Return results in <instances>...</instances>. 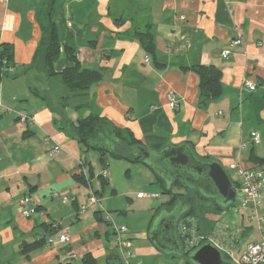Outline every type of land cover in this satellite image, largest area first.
<instances>
[{
  "label": "crops",
  "instance_id": "obj_1",
  "mask_svg": "<svg viewBox=\"0 0 264 264\" xmlns=\"http://www.w3.org/2000/svg\"><path fill=\"white\" fill-rule=\"evenodd\" d=\"M49 6L60 43L54 74L45 63ZM142 32L149 33L146 44ZM237 36L240 44L232 45ZM0 44L13 51V72L0 78V264H65L68 250L81 264H124L115 225L127 226L121 236L131 239V264H189L148 234L156 211L146 205L145 214H133V197H150H137L143 191L132 186L116 187V169H104L98 151L81 147L71 123L95 114L123 135L129 130L148 150L186 144L198 159L218 161L237 186L238 166H259L254 158L264 157V0H0ZM224 48L230 49L226 57ZM70 54L101 80L63 105L60 72L74 64ZM198 64L221 72V93L204 102L192 69ZM244 79L255 87H245ZM169 92L179 100L175 109L167 103ZM20 114L27 115L24 123ZM254 131L258 144L251 141ZM112 137L104 138L114 146ZM56 144L60 149L51 152ZM145 166L149 183L159 185L158 174ZM104 172L107 183L99 177ZM93 191L98 203L81 212ZM23 195L28 200L20 205ZM165 206L168 212L171 206ZM24 209L33 211L25 217ZM243 217L226 211L216 216L238 228V252L259 239L255 226L253 236L241 225ZM58 232H66L69 242L21 252L24 243L49 234L56 239ZM178 255L183 260L170 259Z\"/></svg>",
  "mask_w": 264,
  "mask_h": 264
},
{
  "label": "trees",
  "instance_id": "obj_2",
  "mask_svg": "<svg viewBox=\"0 0 264 264\" xmlns=\"http://www.w3.org/2000/svg\"><path fill=\"white\" fill-rule=\"evenodd\" d=\"M49 10L50 6L46 9V17L49 22H47L48 33L44 39L46 45L45 63L51 74H54L52 65L60 51V43L56 34L55 25L49 17ZM139 34L141 35L143 43L146 44V38L149 33L142 32ZM149 45L146 47L147 49H149ZM12 52V47L10 45L0 44V78L11 74L7 70H5V68L8 66L12 67ZM69 59L71 61H74V64L66 67L60 72L62 82L68 90V93L63 96V105L69 104L68 99L71 95L78 96L80 94H84L87 92L91 84L97 83L101 80V74L98 71L81 67L75 61L73 54L69 55ZM3 60H5V63H3ZM192 69L197 73L200 79L199 91L201 101L204 102L207 99L215 98L221 93V72L216 66L198 64L194 65ZM77 107H80V105H77ZM71 128L73 137L84 150L94 149L98 151L99 160L104 169L108 168L109 155L117 159L124 158L126 160L132 161L133 156L136 153L139 154L138 147L140 145L137 144V141L134 139L129 130H126L127 135H123L121 129L110 124V122L106 118L99 115L88 114L84 117L77 118L75 122L71 123ZM108 135H113L112 141L114 143V146L116 147L115 150L109 149L110 147L104 143L103 138L107 137ZM254 161L257 162L259 166L264 165V157L254 158ZM81 165L83 164L80 163V166ZM76 177L82 183H85L84 176L81 173H79V175H77ZM99 177L101 179V182L107 183L106 174L102 173L99 175ZM157 182L161 186L162 193L168 195L169 198L166 203L169 204V206L177 204L179 201L185 203L184 212L180 216L178 223L181 219H184L187 216L193 217L196 220V231L202 234H209L212 229L215 228V225L218 222L216 218L214 220L208 218L207 214L214 213L219 216L223 212L227 211L232 205V203L230 205H222L219 202L211 200L210 206H205L203 204H200L201 206H198L193 199L194 196L200 198L201 200H204L205 202H208V199L200 195L198 193V190L189 189L180 181L167 184L165 180L159 175H157ZM174 188H177V190H175ZM93 194L96 196V193L94 191ZM179 198H181V200ZM177 236L180 239L178 233ZM45 238L46 237L43 236L38 238L34 242L24 243L21 247V252L27 253L33 249L43 246ZM192 250L193 249H185L181 253L182 257H184L189 264H193L190 259H188V255ZM222 257L224 258L223 255Z\"/></svg>",
  "mask_w": 264,
  "mask_h": 264
},
{
  "label": "built area",
  "instance_id": "obj_3",
  "mask_svg": "<svg viewBox=\"0 0 264 264\" xmlns=\"http://www.w3.org/2000/svg\"><path fill=\"white\" fill-rule=\"evenodd\" d=\"M180 19H184L183 15H180ZM232 45L240 44L239 37H235L231 40ZM230 49L224 48L221 50L222 56L229 55ZM148 57L145 58L147 62ZM5 63V60H3ZM9 73L13 72V67L8 66L5 68ZM242 84L253 89L255 82L251 79H244ZM166 99L169 107L175 109L178 105L177 96L169 92L166 94ZM19 120L24 123L27 120V115L20 114ZM45 141L50 142V138H44ZM252 144H258L260 142V134L258 131H254L251 137ZM60 149L58 144L54 145L51 152H57ZM230 168H235L236 163H231ZM238 174L240 175V182L236 186L235 198L232 201L230 210L233 214L239 215L242 210L248 211V219L255 221V228L258 232L259 239L255 242L248 243L239 252L237 251L238 241V228L231 223L224 220H218L215 228L209 234H202L196 231V220L193 217H185L181 219L177 225V233L180 240L183 242L185 249H195L205 242L213 244L221 254L234 264H264V214L260 215L258 208L264 201V165L253 167H241L238 166ZM106 174V172H104ZM53 196H59L63 202H68L69 196L64 193L53 192ZM137 197H152L157 198V193H137ZM28 197L23 195L18 198V204L23 205L27 202ZM98 203L97 197L91 192L87 198L86 203L79 206L81 212L88 208H93ZM33 210L24 209L22 215L28 217ZM108 220L110 216L106 214ZM52 228L56 227V224H51ZM228 229L230 231L228 232ZM114 230L118 234V247L120 250V257L124 264H131V261L135 260L136 254L130 250L131 239L123 238L121 235L127 232V226L118 225L114 226ZM239 230H241L239 228ZM69 242V235L66 232H58L55 239L51 234L45 238V246H58ZM77 253L73 250H68L62 256V260L65 264H81L77 261Z\"/></svg>",
  "mask_w": 264,
  "mask_h": 264
},
{
  "label": "water",
  "instance_id": "obj_4",
  "mask_svg": "<svg viewBox=\"0 0 264 264\" xmlns=\"http://www.w3.org/2000/svg\"><path fill=\"white\" fill-rule=\"evenodd\" d=\"M138 151L134 160L152 168L167 184L180 181L189 189L198 190L193 186L200 187L206 191H199L203 197L222 205H230L235 198L236 185L225 168L216 160L198 159L186 144L166 146L157 151L139 146ZM174 207V214L162 218L150 235L160 247L181 254L175 223L184 212L185 203L179 201ZM188 259L193 264H234L223 259L221 252L209 242L193 249Z\"/></svg>",
  "mask_w": 264,
  "mask_h": 264
},
{
  "label": "rangeland",
  "instance_id": "obj_5",
  "mask_svg": "<svg viewBox=\"0 0 264 264\" xmlns=\"http://www.w3.org/2000/svg\"><path fill=\"white\" fill-rule=\"evenodd\" d=\"M63 86V89H64V93L63 95L68 93V90L67 88L61 84ZM61 85H58V87H60ZM55 87V86H54ZM105 140V144H107V139L106 138H103ZM95 141V140H94ZM108 146H110L109 149H112V150H115L113 149V145L112 144H109ZM90 154H94L96 156V152L94 151H91L90 150ZM137 155H134L133 156V160L134 158L136 157ZM122 164V165H121ZM108 167L109 169H111L112 167H114L116 169V171L118 173H116L115 175V185L116 187H120V189H122L123 187H126V186H132L135 188V190H141L143 191L144 193H151V192H155L158 194V197L157 198H149V200L147 201H143L144 199H136L135 197H133L134 199V202L137 203L136 205V208L134 206V213L135 215H141V214H145L146 211H142L143 208H146V205H148V207L150 208V211L151 212H154L156 211V214L153 218V221H152V224H151V227L150 229L148 230V234L150 235L152 231L156 230V225H158V223L160 222V220L164 217H167L168 215H173L174 214V206L175 205H172L170 208H169V211L166 212L164 211V208H167L165 205H166V201L168 200V195L162 193V190H161V186L158 185V184H151L149 183V170L146 168L145 164L142 162V161H127L125 159H117V158H114L112 157L111 155L108 156ZM125 171L128 172V176H125ZM111 176V175H110ZM109 176V177H110ZM192 185V184H190ZM195 188L198 189V191H201L202 193L203 192H206L204 190H202L200 187H196V186H193ZM175 190H177V188H174ZM136 192H134L135 194ZM200 195H202L200 192H198ZM145 198H148V197H145ZM181 200V198H179ZM195 200V203H197L198 206H201L200 204H203L205 206H210V202H211V199H208V202L204 201V200H201L200 198L194 196L193 198ZM263 204H264V201L261 203V205L259 206L258 208V212L260 215H262L263 213L261 212V208L263 207ZM200 209V208H199ZM227 214L229 216H232L234 215L232 213V211L230 210V208L226 211ZM155 213V212H154ZM240 213H243L244 214V217L241 218V225H244V226H247L249 227V231H251V233H253V236H256V230L254 229V224H255V221L254 220H249L247 215H248V211L247 210H242ZM209 217L210 218H216L217 214H214V213H209ZM225 221V220H224ZM178 225V220L176 222V226ZM177 228V227H176ZM175 228V229H176ZM179 240V243L181 244V248L182 250L184 251L185 250V246L183 244V242ZM196 249V248H195ZM168 256V255H166ZM182 257L181 256H174V257H171L170 259L171 260H183L181 259ZM169 260V261H171Z\"/></svg>",
  "mask_w": 264,
  "mask_h": 264
}]
</instances>
